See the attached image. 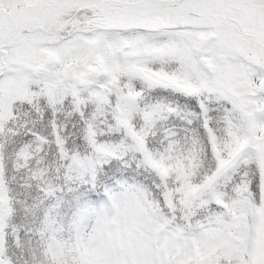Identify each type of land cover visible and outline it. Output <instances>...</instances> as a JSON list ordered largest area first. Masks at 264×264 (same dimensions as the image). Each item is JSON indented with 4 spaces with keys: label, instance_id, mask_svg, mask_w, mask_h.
<instances>
[{
    "label": "snow or ice",
    "instance_id": "6c2138e0",
    "mask_svg": "<svg viewBox=\"0 0 264 264\" xmlns=\"http://www.w3.org/2000/svg\"><path fill=\"white\" fill-rule=\"evenodd\" d=\"M0 264H264V0H0Z\"/></svg>",
    "mask_w": 264,
    "mask_h": 264
}]
</instances>
